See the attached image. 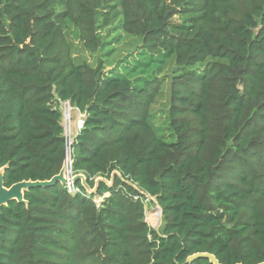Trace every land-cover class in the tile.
Wrapping results in <instances>:
<instances>
[{
	"label": "trees",
	"instance_id": "trees-1",
	"mask_svg": "<svg viewBox=\"0 0 264 264\" xmlns=\"http://www.w3.org/2000/svg\"><path fill=\"white\" fill-rule=\"evenodd\" d=\"M60 102L90 191L1 205L0 264H264V0H0L5 187L60 171Z\"/></svg>",
	"mask_w": 264,
	"mask_h": 264
},
{
	"label": "water",
	"instance_id": "water-1",
	"mask_svg": "<svg viewBox=\"0 0 264 264\" xmlns=\"http://www.w3.org/2000/svg\"><path fill=\"white\" fill-rule=\"evenodd\" d=\"M70 146L67 145L65 148V158L62 164V167L60 169V171L54 175L53 177H51V179L49 180H44V181H30V180H23V181H19L16 182L14 184H12L9 187H5L3 185V171H4V167L0 168V206L1 205H5L7 204L9 201L11 200H16V201H23V192L24 190L28 189L29 187H35V186H46V185H51L55 182H61L62 184H66V182L68 181L67 177L65 176V170L67 167V163L68 161H70ZM64 171V172H63ZM77 178L81 179L82 184L86 187V189L88 191H90V189L88 188V186L85 184L83 176L80 174L77 175H73L70 179V181H75ZM93 191V189L91 190ZM197 258H207L209 260L210 263L212 264H220L216 258L213 256V254H210L208 252H197L194 254H191L187 257V261L191 262L194 259Z\"/></svg>",
	"mask_w": 264,
	"mask_h": 264
},
{
	"label": "rangeland",
	"instance_id": "rangeland-1",
	"mask_svg": "<svg viewBox=\"0 0 264 264\" xmlns=\"http://www.w3.org/2000/svg\"><path fill=\"white\" fill-rule=\"evenodd\" d=\"M59 108L62 113L61 123L64 128L63 133L67 139V142H69V139H71L79 129L80 122L83 121L84 115L72 107L68 102L61 103ZM144 219L151 227H154L155 229L159 228L161 224V210L154 202L153 197H148L147 201L144 203Z\"/></svg>",
	"mask_w": 264,
	"mask_h": 264
},
{
	"label": "built area",
	"instance_id": "built-area-1",
	"mask_svg": "<svg viewBox=\"0 0 264 264\" xmlns=\"http://www.w3.org/2000/svg\"><path fill=\"white\" fill-rule=\"evenodd\" d=\"M61 103H63V102H60V104H61ZM68 103H69V102H68ZM82 122H83V121L80 122V126L82 125ZM80 126H79V128H80ZM65 138H66V137H65ZM66 140H67V139H66ZM70 141H71V139H69V142H67L66 146L69 145ZM65 173L67 174V175L65 174V176H66L67 179H68V181H67L66 184H65V187H66L67 191H69V192L77 191V188L75 187L74 182H73V181H70L71 177L73 176L72 171H71V159H70V161H68V163H67V167H66Z\"/></svg>",
	"mask_w": 264,
	"mask_h": 264
}]
</instances>
